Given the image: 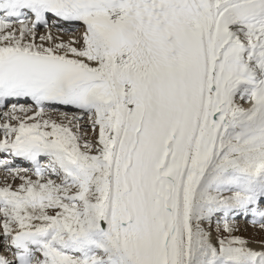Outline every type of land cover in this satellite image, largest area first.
I'll use <instances>...</instances> for the list:
<instances>
[{
  "label": "snow or ice",
  "instance_id": "1",
  "mask_svg": "<svg viewBox=\"0 0 264 264\" xmlns=\"http://www.w3.org/2000/svg\"><path fill=\"white\" fill-rule=\"evenodd\" d=\"M0 264H264V0H0Z\"/></svg>",
  "mask_w": 264,
  "mask_h": 264
}]
</instances>
